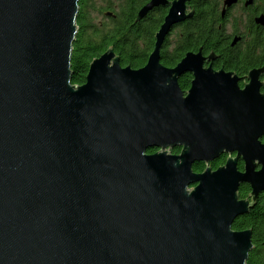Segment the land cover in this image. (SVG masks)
Wrapping results in <instances>:
<instances>
[{
	"label": "water",
	"instance_id": "95a60500",
	"mask_svg": "<svg viewBox=\"0 0 264 264\" xmlns=\"http://www.w3.org/2000/svg\"><path fill=\"white\" fill-rule=\"evenodd\" d=\"M191 1L170 4L144 67L110 47L73 85L80 0H0V264H247L253 231L233 224L264 193V67L240 78L202 49L163 65Z\"/></svg>",
	"mask_w": 264,
	"mask_h": 264
},
{
	"label": "trees",
	"instance_id": "16d2710c",
	"mask_svg": "<svg viewBox=\"0 0 264 264\" xmlns=\"http://www.w3.org/2000/svg\"><path fill=\"white\" fill-rule=\"evenodd\" d=\"M263 5L260 8L264 11ZM97 0H80L77 25L79 32L73 45L72 53V84L83 85L90 64L100 57L110 47L120 56L121 64L140 69L146 65L149 54L154 48L155 36L167 14L165 7H160L148 21L135 23L137 11L147 0H125L120 7L117 18L112 24H98L94 21L93 13L110 11L111 5H99ZM109 4H113L112 1ZM222 0H192L191 9L195 11L192 19L179 24L180 34L178 44L170 47L167 40L161 51L162 63L174 67L187 53L203 50L204 54H217V68H225L239 77H245L249 71L264 67V29H256L253 17H250L246 30L241 33L242 42L236 48H231V34L227 33V24L231 13L223 19L221 16ZM257 11V8L254 9ZM252 15V13H251ZM234 35L239 33V27H234ZM183 76L179 85L189 89L191 81ZM264 142V139H263ZM156 149L149 150L153 153ZM179 148L175 152H179ZM217 164L215 165V167ZM195 172L204 170V164L196 163ZM250 189L241 187V198H247ZM237 231L252 229L254 249L249 254L247 264H264V193L251 212L237 219L233 224Z\"/></svg>",
	"mask_w": 264,
	"mask_h": 264
},
{
	"label": "flooded vegetation",
	"instance_id": "af4514ba",
	"mask_svg": "<svg viewBox=\"0 0 264 264\" xmlns=\"http://www.w3.org/2000/svg\"><path fill=\"white\" fill-rule=\"evenodd\" d=\"M151 0H147V2L137 11V14H136V19H137V16H138V13H139V11L146 5V4H148L149 2H150ZM168 1V5H166V6H162V7H165L166 8V10H167V14H168V12H169V9H170V4L174 1V0H167ZM224 2H225V0H222V4H221V16H222V18L224 19L226 16H227V14L228 13H233V11L234 10H236V11H240L241 12V14H245V15H248L249 17H248V21H250V17L252 16L253 17V21H254V26L256 27V29H260V28H262V29H264V27L263 26H260V25H258V24H256V22H255V19L257 18V17H259V16H261V15H264V11H262L261 10V8H260V6H261V4L263 5V1L262 0H255L254 1V3L252 4V5H249V6H247L246 5V3H247V0H238V2L236 3V4H234L232 7H230V8H226V11H225V14H223L224 12H223V10H224V8H225V6H224ZM256 2H258L259 3V5H256ZM160 8V7H159ZM159 8H155L154 10H152L148 15H147V17L146 18H144L143 20H141L140 22H136V19H135V23L137 24V23H142L143 21H148L150 18H151V15L152 14H154V12H156L157 11V9H159ZM255 8H257V11H254V9ZM251 13H252V15H251ZM167 14H166V16H167ZM107 15L108 16H112V19H114V18H117L116 17V15L113 13V12H108L107 13ZM227 27H228V24L226 25ZM245 30H246V28H245ZM245 30H243V31H240L239 30V33H236L235 35H234V31H233V33L231 34L232 36H231V43H230V46H231V48H236L238 45H239V43H241L242 42V35H241V33H243ZM180 34V27L178 26V25H176V26H174L173 28H172V30H171V32L168 34V36H167V38H168V40H169V42H170V47L171 48H174L177 44H178V39H177V37H178V35ZM167 38H166V40H167ZM235 38H240V40L233 46L232 44H233V42H234V40H235ZM165 40V41H166ZM154 46H155V44H154ZM163 48V47H162ZM153 50H154V48H153ZM153 50L150 52V54L153 52ZM162 51V50H161ZM150 54H149V56H150ZM215 54V53H214ZM205 55H207V54H205ZM216 56H217V54H216ZM184 58V57H183ZM182 58V59H183ZM217 58H218V56H217ZM181 59V60H182ZM180 60V61H181ZM179 61V62H180ZM148 62V61H147ZM161 62H162V57H161ZM178 62V63H179ZM216 62H217V60L214 62V64H213V68L214 69H216V70H219V69H221V68H217L216 67ZM177 63V64H178ZM147 64V63H146ZM163 64V63H162ZM176 64V65H177ZM164 65V64H163ZM175 65V66H176ZM210 64H205V67H207V66H209ZM123 66V65H122ZM166 66V65H165ZM174 66V67H175ZM144 67V66H143ZM167 67H169V66H167ZM170 68H172V67H170ZM223 68V67H222ZM225 69V68H224ZM226 70V69H225ZM185 75H187L189 78H187V80L186 81H191V84H192V80H193V75L192 74H185ZM184 75V76H185ZM183 77V76H182ZM181 77V78H182ZM180 78V79H181ZM241 78V77H240ZM242 78H244V77H242ZM260 80H261V82L263 83V85H262V88H261V92L262 93H264V74L261 76V78H260ZM180 81V80H179ZM246 80L245 79H243L242 81H241V83H240V86L241 87H244V85L246 84ZM190 84V85H191ZM180 88H181V86H180ZM191 88V86L189 87V89ZM189 89H184V88H181V90L183 91V92H188V90ZM264 143V142H263ZM180 150V149H179ZM158 151V149H156V151H154L153 153H155V152H157ZM171 153L172 154H174V155H178V154H180V151L179 152H175V150H173V151H171ZM228 157H229V155H223V156H221L220 157V159H218V160H216V161H214L212 164H210V166H212L213 168H218V167H220V166H223V165H225V163H226V161H227V159H228ZM200 164H204V169H206V164L205 163H200ZM217 164V166L215 167V165ZM243 168H244V164H243V162H240L239 163V169L240 170H243ZM215 170V169H214ZM200 173V172H199ZM241 187H243L244 189H246V188H249L250 189V187L248 186V185H242ZM241 187H240V189H241ZM250 192H251V189H250ZM250 194V193H249Z\"/></svg>",
	"mask_w": 264,
	"mask_h": 264
},
{
	"label": "rangeland",
	"instance_id": "374dc122",
	"mask_svg": "<svg viewBox=\"0 0 264 264\" xmlns=\"http://www.w3.org/2000/svg\"><path fill=\"white\" fill-rule=\"evenodd\" d=\"M113 4H109L111 2ZM125 0H97V4L99 5H111L110 11H105L103 14L102 13H93L94 21L100 25L102 24H107L110 25L112 24V16H108V12H113L115 15H118L120 13V7L124 3ZM256 5H259L258 2H256ZM248 15L241 14L240 11L234 10L233 13H231L230 20L228 22V27H227V33L232 34L234 27H239L240 31L245 30V28L248 25ZM241 83V82H240Z\"/></svg>",
	"mask_w": 264,
	"mask_h": 264
},
{
	"label": "bare ground",
	"instance_id": "6f19581e",
	"mask_svg": "<svg viewBox=\"0 0 264 264\" xmlns=\"http://www.w3.org/2000/svg\"><path fill=\"white\" fill-rule=\"evenodd\" d=\"M264 139V138H263ZM262 142H263V140H262ZM212 164V163H211ZM213 166V165H212ZM219 168V167H218ZM213 169H217V168H213ZM205 170V169H204ZM204 170L202 171V172H204ZM202 172H200V173H202Z\"/></svg>",
	"mask_w": 264,
	"mask_h": 264
}]
</instances>
